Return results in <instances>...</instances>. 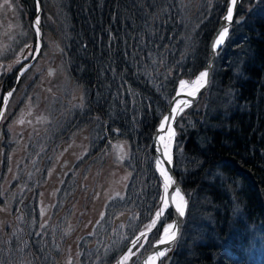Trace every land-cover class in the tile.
<instances>
[{
	"label": "trees",
	"instance_id": "trees-1",
	"mask_svg": "<svg viewBox=\"0 0 264 264\" xmlns=\"http://www.w3.org/2000/svg\"><path fill=\"white\" fill-rule=\"evenodd\" d=\"M225 3L199 0L193 24L180 0H63L58 44L71 75L92 88L106 134L134 144L127 162L134 186L112 197L107 211L141 206L138 176L155 175V125L177 81L205 65ZM237 14L241 19L218 50L208 88L192 103L202 99L203 105L190 121L180 114L175 123L174 165L188 202L167 264H264V0H241ZM102 132L93 139L101 140ZM151 216L128 226L131 236ZM31 224V216L21 223L30 231ZM119 228L127 233L118 227L116 234ZM127 240L112 238L95 264H112ZM96 254L86 251L78 264H90Z\"/></svg>",
	"mask_w": 264,
	"mask_h": 264
},
{
	"label": "rangeland",
	"instance_id": "rangeland-1",
	"mask_svg": "<svg viewBox=\"0 0 264 264\" xmlns=\"http://www.w3.org/2000/svg\"><path fill=\"white\" fill-rule=\"evenodd\" d=\"M180 1L184 9L181 12L189 16L186 18L190 23L195 24L196 17L193 15L199 0ZM39 2L40 49L13 89L0 119V209L7 214L3 224H0V229L3 228L0 233V264H78L86 251L97 253L90 259V264H95L103 257L100 256L101 250L103 255L112 238L128 237V243L138 231L147 227L158 205L161 181L152 158L155 175L138 176L144 190L141 206H133L130 213L119 208L107 211L105 205L112 208L109 207L112 197L122 198L128 184L133 183L134 186L133 173L127 165L135 152L134 144L126 138L107 135V122L99 120L102 112L99 115L96 112L98 108L91 101L92 88L80 84L71 75L66 54L58 44L61 32L57 19L62 13L63 0ZM0 5H5V0H0ZM8 5L0 7V107L6 91L15 85L18 69L35 55L39 40L35 22L37 0H8ZM192 41L190 38L191 47L194 46ZM202 105L203 100L199 99L185 108L180 113L184 117L182 121H190L191 113L195 115ZM75 114L79 119L69 121V116ZM176 122L178 116L174 122V140ZM99 129L100 133L103 131L100 135L102 142L93 139ZM84 142L89 145L84 147ZM94 143L99 147L97 155L93 154ZM66 151L74 154L76 161L57 191L56 202L51 205L56 194L53 187L56 175H45V170L54 165L50 170L53 173L55 163L58 161L61 164L66 160L63 158ZM67 163L66 160L64 164ZM139 163L142 166L141 159ZM40 170L43 171L37 175ZM174 171L176 173L175 165ZM64 186L67 187L63 190ZM147 191L150 199L146 198ZM134 200L130 201L140 204ZM151 212L150 220L131 236L128 226L134 227ZM170 213L169 207L161 221ZM30 216L31 231L21 225ZM16 223L19 224L18 230ZM162 226L157 225L146 240H142L143 248L136 244L133 250L136 254L127 264H140L143 253L157 239ZM118 227H124L127 233H122L123 229L119 228L122 231L116 234ZM16 231L18 236L23 235L17 238ZM9 238L12 241L7 242ZM82 241H86L81 245L83 251L78 248ZM126 245L118 251L112 264ZM165 256L162 261H165Z\"/></svg>",
	"mask_w": 264,
	"mask_h": 264
},
{
	"label": "water",
	"instance_id": "water-1",
	"mask_svg": "<svg viewBox=\"0 0 264 264\" xmlns=\"http://www.w3.org/2000/svg\"><path fill=\"white\" fill-rule=\"evenodd\" d=\"M240 1L241 0H237V3H236L235 8H234L233 19H232V21L229 22V21H226L224 19V17L226 16V13H227V7L230 5V0H226L223 13H222V15H221V17H220V19L218 21L217 26L215 27L213 33L211 34V37H210V40H209V43H208V53H207V59H206L205 65L200 70H198L192 77L183 76L179 80V82L182 79H187V80L191 81L192 78L195 77L197 74L202 73V72H207V76L205 77V79L203 81V86L201 87L198 84L193 89H189L187 91H180L179 90V82H178L177 89H176L175 93L172 95V97H171V99L169 101L168 107L166 108V110L164 111L162 116L160 117V119L157 122V124L155 126V129L153 131V134H152L153 162H154V167H155L156 173L159 176V179L161 181V192H162V189H163L164 177H162L160 175V171L156 167V161L158 159L164 161L163 167L168 170V175L171 177V180H172V183H171L170 187L168 188V196H169V203H170L171 216H172L171 217V223H174L175 226H176L175 229H174L176 231V237H175V239L171 240L170 242H167V243H164V244H159L158 247H154V245L157 244V242L160 240V238L155 240V242L150 247V249L148 251H146L142 255V257L140 259V264H145L146 258H147V256L149 254H154L155 251L165 250V249H169L170 247H172L175 244V242H176V240H177V238L179 236L181 225H182V222H183V219H184L185 215L183 217H181L175 211V203L172 201V196L175 194L176 188L180 189V194L184 197V201L186 202L185 213H186V209H187V196H186V193H185V191H184V189H183V187H182V185H181V183H180V181H179V179L176 176V173L174 171V165H173L174 137H173V140L171 142V148H170V154L172 155V163L168 164L166 159H165V157H164V155H163V144L159 141V136H165L169 124H171V127H172V129H173V131L175 133L174 122H175V119L177 118V116L186 108V107H184V103L186 102L187 105L189 106L190 104L193 103L194 100H196L208 88L210 80H211V76H212V71H213V68H214V65H215V60H216V56H217L218 50L221 47V45L223 44L222 43V44L217 45V46L214 47L215 42H216V40L219 37V33L221 31H223V29L225 27L230 29V26L232 25V23L235 20L239 21L241 19V17L237 14L238 6H239ZM40 9H41L40 2H39V0H37V15H39ZM37 15H36V18H35L36 22L38 20ZM37 28L39 29V32L37 33V36L39 38L38 44H37V49L39 51L40 45H41V29H40L39 24H37ZM225 38H224V40H225ZM224 40H223V42H224ZM38 51L36 50V53L33 56V58L29 62L24 63L20 67V69L18 70L16 81H15V85L12 88L8 89L6 91V93L4 94L3 101H2V104H1V107H0V112H3V110L5 108V105L7 103V102L5 103L4 98L7 97V101H8V99L10 97L8 94L12 93L13 89L15 88V86H17V84L19 83V81L21 79V76H22L24 70L31 63V61L36 57ZM178 102H179V108H177V112L175 114H173L172 113V109L177 107V103ZM181 108L183 109L182 111L180 110ZM164 116H169L170 119H169V122L165 124V130L163 132H161V131H159V125L163 121V117ZM173 116H174V119H172ZM176 202L177 203L179 202L178 198H177ZM158 220L159 219L156 220V224H157ZM170 231H172V230H170ZM141 232L142 231H140L139 233H137L133 237V239L131 240V243L133 241H135L137 237L140 236ZM169 256H170V252L168 254V257ZM120 257H121V255L118 257L116 264H118V261L120 260ZM168 257L165 260V263H167ZM160 261H161V258L158 259L157 264H160Z\"/></svg>",
	"mask_w": 264,
	"mask_h": 264
},
{
	"label": "snow or ice",
	"instance_id": "snow-or-ice-1",
	"mask_svg": "<svg viewBox=\"0 0 264 264\" xmlns=\"http://www.w3.org/2000/svg\"><path fill=\"white\" fill-rule=\"evenodd\" d=\"M237 3V0H230V5L227 7V13L226 16L224 17V19L226 21H232L233 19V14H234V8L235 5ZM5 5H8V0H5ZM5 5H0V7H3ZM39 23V21L37 20V24ZM229 29L227 27H225L223 29V31H221L219 33V37L215 42V46L220 45L223 43L224 38L227 36ZM39 32V29L37 28V33ZM38 51V49H37ZM207 76V72H202L200 73V77L198 78L197 83L202 87L203 86V81L205 79V77ZM181 85L184 84V81L180 82ZM9 96H11V93L8 94ZM5 103L7 102V97L4 98ZM187 103H184V107H187ZM177 108H179V102L177 103V107L172 109V113L175 114L177 112ZM181 111L183 110L182 108L180 109ZM3 116V113L0 112V117ZM169 116H164L163 117V121L161 122V124L159 125V131L163 132L165 130V124L169 122ZM172 119H174V116L172 117ZM175 133L173 131V129L171 128V126H169L167 128V140H165L164 136H159V141L163 144V155L167 161L168 164L172 163V155L170 154V148H171V142H172V138L174 137ZM163 163L164 161L162 160H157L156 161V167L157 169H159L160 171V175L162 177H164V191L165 193H167L168 188L170 187L172 180L171 177L168 175V170L165 169L163 167ZM177 198L179 199V202L177 203ZM172 201L175 203V211L179 214V216L183 217L185 215V205L186 202L184 201V197L180 194V189L176 188L175 194L172 196ZM163 204L164 207H162L159 211L156 212V218L159 219L161 217V215L163 214V212L165 211L167 205H168V200L165 198L163 199ZM156 224V219L152 220V225ZM175 224L174 223H170L167 226L163 227V232L165 234L164 238L160 239L156 245H154V247H158L159 244H164L167 242H170L171 240L175 239L176 237V231L175 229ZM172 230V231H170ZM145 233H141V236H144ZM140 237H137L135 241H133V247H135V245L137 243H139ZM141 248H143V244L140 245ZM139 251V249L137 250ZM166 251L165 250H158L155 251L154 254L149 255L146 258L145 264H156L157 260L161 257H164L166 255ZM136 253H134L132 251V248H129L127 253H125L121 259L118 261V264H127V262L131 259V257L133 255H135Z\"/></svg>",
	"mask_w": 264,
	"mask_h": 264
},
{
	"label": "bare ground",
	"instance_id": "bare-ground-1",
	"mask_svg": "<svg viewBox=\"0 0 264 264\" xmlns=\"http://www.w3.org/2000/svg\"><path fill=\"white\" fill-rule=\"evenodd\" d=\"M40 15V14H39ZM39 15H37V18H38V20H39ZM36 24H37V22H36ZM200 77V73L199 74H197L195 77H193L192 78V80L191 81H189V80H187V79H182L181 81H184V84L183 85H181V81L179 82V90L180 91H187V90H189V89H193V88H195V86L196 85H198V83H197V81H198V78ZM12 80H14V79H12ZM21 86V85H20ZM85 100H87V102H88V99H85ZM92 103V102H91ZM91 106V105H90ZM84 107H86V106H84ZM91 108V107H90ZM87 109V108H86ZM88 109H89V107H88ZM87 109V110H88ZM85 115V114H84ZM87 118V117H86ZM0 119H1V117H0ZM89 122V121H88ZM169 126H171V124H169L168 125V127ZM172 128V127H171ZM165 140H167V131H166V134H165ZM172 140H173V138H172ZM175 141V140H174ZM167 199L168 200V205H167V207H166V209H165V211L163 212V214L161 215V217L159 218V220H158V222H157V224L154 226V225H152V220L153 219H156L157 220V218H156V212L157 211H159L162 207H164V204H163V199ZM169 207H170V203H169V196H168V191H167V193H165V191H164V184H163V189H162V192H161V194H160V196H159V201H158V205H157V208H156V211H155V213H154V216H153V218H152V220H150V222L148 223V225H147V227H145L144 228V230H142V232L141 233H145V235L144 236H141V233H140V240H139V243H138V246H140L141 245V243L143 242L142 240H146V237L149 235V233L151 234V232L152 231H154V229H155V227H157V225L159 226H161L162 224H163V226H162V229H161V231H160V233H159V236L157 237V239H162V238H164V236H165V234H164V232H163V227H165V226H167L168 224H170L171 223V220H170V218L169 219H163V221H161L162 220V218L164 217V215L166 214V212L169 210ZM39 220V219H38ZM25 224V223H24ZM126 225V224H125ZM38 226V225H37ZM96 226H97V224H96ZM35 228H38V227H35ZM94 243V242H93ZM136 246V245H135ZM129 248H132V251L134 250V247H133V243L132 244H130L123 252H122V254H121V257L125 254V253H127V251H128V249ZM78 250V249H77ZM79 250H81V249H79ZM78 250V251H79ZM78 251H77V253H78ZM82 251V250H81ZM80 252V251H79ZM79 254V253H78ZM82 254V253H81ZM80 255V254H79ZM149 255H152V254H149ZM148 255V256H149ZM82 256V255H81ZM147 256V257H148ZM121 257H120V259H121ZM80 258V257H79ZM82 258V257H81ZM79 261V260H78ZM157 262H158V260H157ZM157 262H156V264H157ZM115 264V263H114Z\"/></svg>",
	"mask_w": 264,
	"mask_h": 264
},
{
	"label": "flooded vegetation",
	"instance_id": "flooded-vegetation-1",
	"mask_svg": "<svg viewBox=\"0 0 264 264\" xmlns=\"http://www.w3.org/2000/svg\"><path fill=\"white\" fill-rule=\"evenodd\" d=\"M76 118L77 119H79V117H78V114H75V115H73V116H69V118H68V120L69 121H74V120H76ZM83 137H84V133H83ZM88 141H89V139H88ZM92 143L93 142H91V145H92ZM84 144V147L85 146H87V144L89 145V143L88 142H84L83 143ZM94 145H95V147L92 149L93 150V154L94 155H97V153L99 152V147H98V145L96 144V143H94ZM95 151V152H94ZM66 155L65 156H63V158L65 159L66 158V160L68 161V163L67 164H64V162L66 161H64L63 163H61V164H59L58 163V161H57V163H55V166H56V168H55V171L53 172V173H51L50 172V170H51V168L54 166H52L49 170L48 169H46L45 170V172H46V174L45 175H56V177H55V179H54V182H53V187H54V190H56V194H55V196H54V199H53V201L51 202V205H53V203H54V201L56 202V200H57V194H58V190L60 189V186L64 183V180H65V177L67 176V174L70 172V170L72 169V166H73V164L75 163V158H74V154H71L70 153V151H66V152H64ZM58 154V153H57ZM59 160V159H58ZM71 164V165H70ZM69 165H70V167H69ZM43 168V167H42ZM43 171V170H42ZM41 170L38 172V174L37 175H40V173L42 172ZM59 175V177L57 178V176ZM58 191V192H57ZM50 205V206H51ZM86 206L88 207V204L86 203ZM5 215H7V214H5V210H2V209H0V224L2 223L3 224V221H4V218H5ZM18 222V221H17ZM17 224V223H16ZM3 229V228H2ZM2 229H0V233H1V231H2Z\"/></svg>",
	"mask_w": 264,
	"mask_h": 264
}]
</instances>
